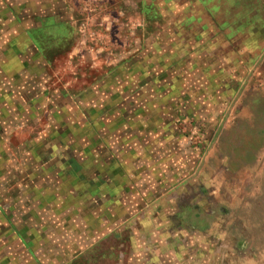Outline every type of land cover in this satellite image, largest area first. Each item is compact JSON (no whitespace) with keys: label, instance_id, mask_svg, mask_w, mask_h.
Returning <instances> with one entry per match:
<instances>
[{"label":"rangeland","instance_id":"obj_1","mask_svg":"<svg viewBox=\"0 0 264 264\" xmlns=\"http://www.w3.org/2000/svg\"><path fill=\"white\" fill-rule=\"evenodd\" d=\"M61 1L68 27L33 51L0 34L1 259L19 244L36 264L63 260L94 230L137 229L130 214L168 216L165 201L194 198L200 211L211 203L215 264H234L245 238L264 264V0ZM132 60L164 82L159 93L122 87ZM161 101L162 116L150 108ZM220 143L217 166L241 171L244 207L226 204L225 185L205 186Z\"/></svg>","mask_w":264,"mask_h":264},{"label":"crops","instance_id":"obj_2","mask_svg":"<svg viewBox=\"0 0 264 264\" xmlns=\"http://www.w3.org/2000/svg\"><path fill=\"white\" fill-rule=\"evenodd\" d=\"M63 9H65L64 2L62 3L61 0H0V34L6 32L4 37L7 43L20 48V53L33 51L31 47L36 49L40 45L37 41V36L46 39L47 32V35H50L51 27L57 31L62 30L61 27H68V11ZM132 62V66L127 65L122 70V78L119 79L122 87L124 89L130 87L131 93H135V89L139 87V95L141 97L145 95V98L146 93H159L164 82L145 71L142 73L143 75L136 73L135 61L132 60ZM174 80L170 81L174 86H179V80ZM172 84L171 86H173ZM254 96L255 94L251 98L255 99ZM253 104V101L242 104V109L250 110V115L248 116L246 113L245 120H251ZM116 105L118 109H129V111L134 106L133 103L128 102L127 104L116 102ZM153 105L155 106L150 108H154L156 111L160 110L159 115L161 116L165 114L163 113L164 111H167L164 108L166 104L163 101L155 102ZM150 108L148 104L146 107L143 106V109ZM213 152L208 157L210 159L213 158L214 161L212 162V167H208L205 170L208 183L205 186L209 190H218L220 185H225L227 187L225 192L229 198L225 200L226 204L235 203V205L242 207L248 205L250 198H243L241 199L242 201H239L236 197L237 192L240 190L239 185H237V179L241 171L238 172L235 169L234 172L233 168L228 166L223 168L217 166L218 163L221 165V157H223L225 152L221 143L218 151L219 155L217 156L219 160L215 161L214 158L216 156L215 152ZM225 153L226 155L228 154L227 152ZM229 156L231 155L229 154ZM233 181H235V185H232ZM233 191L235 194H233ZM250 193H252L251 189L249 190ZM165 202L172 210L171 215L148 214L146 211L141 212L139 210L130 214L127 218L129 222H131L132 218L135 219L134 221L138 224L137 229H127L121 232L108 230L102 233L94 230V235H89L90 238L94 237V241L89 246L84 247L80 254L61 260V253H59L57 258L46 253L37 264H215L212 260L213 251L211 249V237L214 235L213 231H216L211 224L214 221V215L210 214L207 209L210 208L211 203L206 204V201L200 211V209L197 210V208L192 207H197L194 203V198L191 201L172 198V200ZM226 216L228 214H223L221 217L229 221L230 217ZM243 216H241L242 220ZM245 220H247L246 217ZM147 221H154L159 223L160 226L156 224L154 230L151 228L147 229L151 226L146 224ZM167 222L172 223L170 229L166 224ZM245 229H248L247 226ZM252 244L251 239L245 238L244 241H241L239 247L236 248L234 264H255L259 262V260H256V256L261 257L260 254H263V252L259 253L258 251H261L263 247H257L255 250V245ZM18 246L19 244L12 248L14 256L12 255L10 260L3 258L5 260L3 261L0 255V264H36L34 251L30 254L29 250L23 251L25 255L20 258ZM149 252L153 254L152 257H150ZM51 257L60 260L55 263L51 261Z\"/></svg>","mask_w":264,"mask_h":264}]
</instances>
